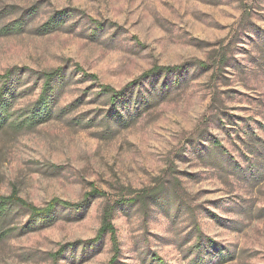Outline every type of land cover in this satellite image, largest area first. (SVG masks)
I'll list each match as a JSON object with an SVG mask.
<instances>
[{
  "label": "rangeland",
  "instance_id": "374dc122",
  "mask_svg": "<svg viewBox=\"0 0 264 264\" xmlns=\"http://www.w3.org/2000/svg\"><path fill=\"white\" fill-rule=\"evenodd\" d=\"M33 5L23 31L0 32V72L63 67L59 107L74 108L0 131V193L37 205L78 202L93 188L105 196L84 212L60 207L52 224L26 233L28 214L16 208L0 264H54L71 242L56 264H264V0H0V26ZM66 7L79 12L38 33ZM76 65L117 89L155 66L182 67L145 80L138 90L157 95L140 110L119 106V119ZM24 80L20 107L41 88ZM140 192L145 204L114 209L118 253L108 234L88 242L107 202Z\"/></svg>",
  "mask_w": 264,
  "mask_h": 264
},
{
  "label": "trees",
  "instance_id": "16d2710c",
  "mask_svg": "<svg viewBox=\"0 0 264 264\" xmlns=\"http://www.w3.org/2000/svg\"><path fill=\"white\" fill-rule=\"evenodd\" d=\"M36 8V5H33L25 9L20 13L19 17L0 26V32L2 34H8L23 31L26 24L36 17L38 12ZM75 12L79 11L69 7L56 10L45 22L36 27V30L40 34L49 33L62 25L64 19L74 15ZM95 23L97 26H103L101 22L95 21ZM197 64L201 69L207 67L204 62H198ZM222 64H225V61H222ZM181 67L182 65L155 66L143 72L139 77L129 81L124 87L117 89L110 84L98 82L97 74L88 73L82 67L76 65V68L81 70L85 76H88V78L98 83L99 90L97 94L107 99L110 105L108 111L109 116L117 115L119 119L123 117L117 111L119 106L123 110H137L140 104L150 103V97L157 95V90L155 89L153 90L154 93H149L148 95H144L138 90L145 80L157 77L162 73L173 72ZM25 76H33L36 81H41V88L39 95L33 102L20 107L17 106V102L24 95V92L27 91L24 87L27 83L24 80V78H27ZM66 78L67 72L63 67L46 71H32L26 67L15 66L0 72V131L5 128H10L15 131L30 130L42 123L50 121L60 114L65 116L70 113L74 108L73 104L69 103L63 107H59V98L65 86ZM135 88H137L136 91ZM161 92L164 93V89ZM211 142L214 147L224 151L218 139L213 138ZM157 195V193H153L151 196L152 198H156ZM98 196H105V194L103 191L93 188V190L87 192L84 198L78 202L53 197L46 204L37 205L23 198L16 190H12L9 194L0 193V239L6 237L12 230H15L16 227L8 228L3 224L13 217L16 208L23 209L28 214L27 221L20 227V232L26 233L52 224L56 220L55 213L60 207L75 211H86L91 200ZM146 196L140 192L135 196H122L113 202H107L102 209L101 224L97 234L88 242L98 241L104 235L108 234L114 253H118L117 231L113 223L114 209L118 205L137 203L139 201L145 204ZM75 244L76 242L67 243L62 245L58 251L52 253L51 258L54 264L64 254L66 248L74 246ZM115 260L116 256L112 258V262Z\"/></svg>",
  "mask_w": 264,
  "mask_h": 264
}]
</instances>
